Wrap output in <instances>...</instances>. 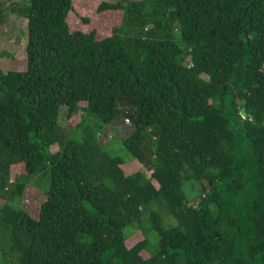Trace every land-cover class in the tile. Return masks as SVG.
<instances>
[{
	"label": "trees",
	"instance_id": "obj_1",
	"mask_svg": "<svg viewBox=\"0 0 264 264\" xmlns=\"http://www.w3.org/2000/svg\"><path fill=\"white\" fill-rule=\"evenodd\" d=\"M10 13L26 58L0 53V264H264V0H0V26ZM62 105L84 111L74 128L130 119L148 173L69 135Z\"/></svg>",
	"mask_w": 264,
	"mask_h": 264
},
{
	"label": "rangeland",
	"instance_id": "obj_2",
	"mask_svg": "<svg viewBox=\"0 0 264 264\" xmlns=\"http://www.w3.org/2000/svg\"><path fill=\"white\" fill-rule=\"evenodd\" d=\"M8 1L11 0H6V4L8 3ZM107 1L116 2L117 0ZM119 12H121L120 9ZM72 15V18L71 15L68 17V21L70 25L74 27V25L78 23L79 15ZM26 30V18L17 13H10L4 24L0 26V53H2L1 68L3 70L22 69L24 67L26 58ZM66 112V106H60L58 123L59 126L69 135H73L74 137H82L84 132L83 127L86 129L91 128L93 132H99L97 135L99 143L102 144L107 151H109L112 155L120 156L125 160V162L121 164V168L123 169L125 174L133 173L139 169L143 170L145 173H148L146 167L138 160L128 159V153L123 148V145L121 143L122 139L132 132L133 125L130 119L128 121L124 117V115H120L112 122L105 124L103 122H100L99 119L94 115H86L87 117H85L86 120L83 124V127L81 126L78 128H74V126L83 118L84 111H77V113L70 119L66 118ZM98 125H100L101 128H96ZM56 149L57 145L51 147L52 151ZM15 167L16 166L12 167L13 174ZM184 190L190 198L189 203L192 205L196 204V189L193 187V185H191L189 182H185ZM43 198L44 196L39 191V189L31 184H28L24 191L22 206L32 216H37L39 205ZM142 237V234L137 231L131 237H129L128 240L133 242L141 239Z\"/></svg>",
	"mask_w": 264,
	"mask_h": 264
},
{
	"label": "clouds",
	"instance_id": "obj_3",
	"mask_svg": "<svg viewBox=\"0 0 264 264\" xmlns=\"http://www.w3.org/2000/svg\"><path fill=\"white\" fill-rule=\"evenodd\" d=\"M127 119V118H126ZM129 121V119H127Z\"/></svg>",
	"mask_w": 264,
	"mask_h": 264
}]
</instances>
